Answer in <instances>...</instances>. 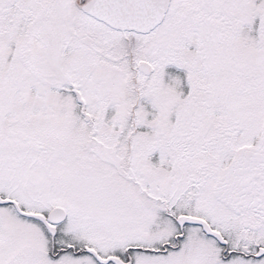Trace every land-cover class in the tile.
Returning a JSON list of instances; mask_svg holds the SVG:
<instances>
[{"label":"snow or ice","instance_id":"6c2138e0","mask_svg":"<svg viewBox=\"0 0 264 264\" xmlns=\"http://www.w3.org/2000/svg\"><path fill=\"white\" fill-rule=\"evenodd\" d=\"M0 264H264V0H0Z\"/></svg>","mask_w":264,"mask_h":264}]
</instances>
